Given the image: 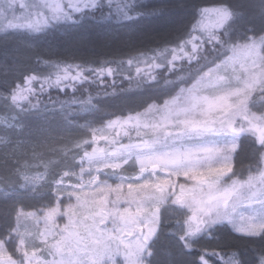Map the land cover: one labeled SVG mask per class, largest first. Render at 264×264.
<instances>
[{"label":"snow or ice","instance_id":"6c2138e0","mask_svg":"<svg viewBox=\"0 0 264 264\" xmlns=\"http://www.w3.org/2000/svg\"><path fill=\"white\" fill-rule=\"evenodd\" d=\"M0 264H264V0H0Z\"/></svg>","mask_w":264,"mask_h":264}]
</instances>
